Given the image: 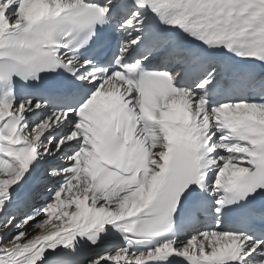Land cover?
I'll return each mask as SVG.
<instances>
[{
	"label": "snow or ice",
	"instance_id": "snow-or-ice-1",
	"mask_svg": "<svg viewBox=\"0 0 264 264\" xmlns=\"http://www.w3.org/2000/svg\"><path fill=\"white\" fill-rule=\"evenodd\" d=\"M0 264H264V0H0Z\"/></svg>",
	"mask_w": 264,
	"mask_h": 264
}]
</instances>
